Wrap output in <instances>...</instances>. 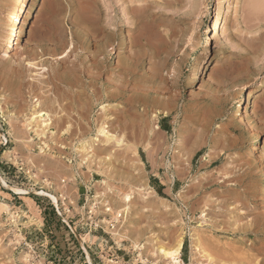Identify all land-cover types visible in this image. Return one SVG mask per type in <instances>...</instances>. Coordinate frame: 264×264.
<instances>
[{"label":"rangeland","instance_id":"rangeland-1","mask_svg":"<svg viewBox=\"0 0 264 264\" xmlns=\"http://www.w3.org/2000/svg\"><path fill=\"white\" fill-rule=\"evenodd\" d=\"M23 1L0 0V201L18 221L0 206V264H166L157 246L180 240L179 264H264V0L136 1L138 28L136 2L37 0L8 52ZM42 108L45 134L25 132Z\"/></svg>","mask_w":264,"mask_h":264},{"label":"bare ground","instance_id":"bare-ground-1","mask_svg":"<svg viewBox=\"0 0 264 264\" xmlns=\"http://www.w3.org/2000/svg\"><path fill=\"white\" fill-rule=\"evenodd\" d=\"M26 1L28 2V3H26ZM140 2L141 0H127L126 2L128 3V2H132V3H135V2ZM143 1V0H142ZM256 1V0H255ZM254 1V2H255ZM259 0H257V2H258ZM22 2V1H21ZM136 2V3H137ZM36 3H37V0H25V1H23V3H22V8H24L23 10H24V14L23 15H21L20 17V19H18L19 21H18V23H17V25H16V27L14 28V30H13V32H12V36L10 35V36H8L6 39H5V41H4V44L7 46V50L6 51H8V52H11V51H14L15 50V46H17L18 44H19V42H20V39L21 38H23V36L27 33V30H28V26H29V22H30V18L32 17L31 15H32V12H33V10L35 9V6H36ZM135 3V5H131V6H128V7H126L125 5H123L124 7H123V9H124V13H123V18L125 19V21H127L128 23H130V25H133V27L134 28H136L137 26H139L137 23H135L134 22V20H133V17H135V15L137 14V12H138V10L140 9L139 7L141 6L139 3H137L136 4ZM20 4V3H19ZM163 4H169V1H165L164 0V2H163ZM19 9H20V7H15V9H14V12H13V14H12V17L13 18H17L18 17V11H19ZM138 9V10H137ZM131 10V11H130ZM137 11V12H136ZM132 13V14H131ZM220 13V12H219ZM138 15V14H137ZM136 15V16H137ZM222 15V14H221ZM220 19H221V16L220 15H218L214 20H213V29L214 30H217V29H219L220 28ZM124 22V21H123ZM137 22V21H136ZM132 27V26H131ZM138 28V27H137ZM221 29V28H220ZM213 38H215V36H213ZM208 52H210V51H208ZM208 56V55H207ZM31 63V62H30ZM203 67H205V66H203ZM205 69V68H204ZM35 73V72H34ZM37 73V75H41L42 76V72L40 71H38V72H36ZM203 73V72H202ZM34 76V75H33ZM39 78V77H38ZM37 78V79H38ZM35 79V78H34ZM37 81H39V80H37ZM42 83V82H41ZM40 83V84H41ZM44 83V82H43ZM46 91V90H45ZM55 95V94H54ZM56 97V96H55ZM37 98V97H36ZM57 98V97H56ZM36 101H38L36 104H35V106H37L39 103H40V101L38 100V99H36ZM58 101V100H57ZM251 99H249V98H246V99H244V101H243V104H241L240 106H238V108H236V111H235V115L236 116H239L240 117V119H242V120H244L245 118H244V109L248 106V104L249 103H251ZM41 105V104H40ZM105 107V106H104ZM45 115H47V117H45L44 118V116ZM36 118H40V124H39V126H42L43 127V130L45 129V127H47L49 124H50V120H51V117H50V113L48 112V111H45V110H43V108L42 109H38V110H34V112L32 113V117H30V118H27V119H25L24 120V122H23V126H24V131L26 132V131H31V130H34L35 131V135H38V136H40V135H44L45 134V132L44 131H41V132H39L37 129H33V127H32V124H33V121L36 119ZM35 125V124H34ZM23 129V128H22ZM21 129V130H22ZM20 130V131H21ZM19 131V130H18ZM98 132H99V134L102 136V135H104V136H106V137H113L114 135L113 134H111V132H110V130H108L107 129V127L105 126V125H101V126H99V129H98ZM98 134V136H100ZM26 135H28V134H26ZM97 135V134H96ZM21 136H24V134L22 135H20L19 136V138H21ZM100 136V137H101ZM27 137V136H26ZM99 137V138H100ZM24 137H22V139H23ZM98 138V139H99ZM257 136H256V140H257ZM16 139H18V138H16ZM18 140H21V139H18ZM31 140H33V138L32 139H25V140H23V141H25V142H30ZM22 141V142H23ZM21 142V141H20ZM38 144H39V146H40V148L42 149L43 147H44V145H45V142L44 141H40V142H38ZM38 147V146H37ZM92 149V148H91ZM81 150V149H80ZM86 154V153H85ZM31 156V155H30ZM61 188V187H60ZM45 192V191H44ZM45 193H48L56 202H57V204H59V202H60V200H59V197L56 195V194H53V193H49V192H45ZM124 199H125V203L126 204H124V206H123V209H120L119 211H121V210H124L125 212H127L128 213V211H129V208H130V206H129V202H130V200H131V195H129V194H126V196L124 197ZM106 200V199H105ZM110 201V200H109ZM132 201V200H131ZM123 204V203H122ZM1 205H3V206H5V207H7L8 209V214H9V216H10V218H11V220L13 221V222H15V223H18V221H17V218H16V213L15 212H13L11 209H10V207L8 206V204L7 203H5V202H2V201H0V206ZM108 210H111L112 208L111 207H108L107 208ZM123 211V212H124ZM118 212V211H117ZM25 213V212H24ZM28 215V214H27ZM117 215H120V213L118 212V214ZM115 217H117V216H115ZM32 220H34L33 218H28L27 219V223H29V222H31ZM21 235V234H20ZM137 238V237H136ZM135 242V241H134ZM135 244V243H134ZM138 243H136V245H137ZM140 245H142V244H140ZM181 248H182V240H180L179 242H178V244L175 246V247H173V248H167V247H165L164 245H159V246H157V248H156V250H155V252L154 253H157V255H159L160 257H161V259H163L164 261H165V263L166 264H179V263H181L180 262V252H181ZM29 256H31V255H29V254H25L24 255V259L26 260V261H28L29 260ZM30 261V260H29ZM28 261V262H29Z\"/></svg>","mask_w":264,"mask_h":264}]
</instances>
